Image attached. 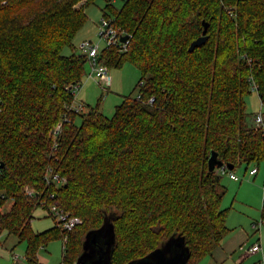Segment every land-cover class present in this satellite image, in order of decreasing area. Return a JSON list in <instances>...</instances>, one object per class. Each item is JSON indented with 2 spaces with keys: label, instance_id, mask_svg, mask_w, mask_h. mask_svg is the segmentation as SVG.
I'll use <instances>...</instances> for the list:
<instances>
[{
  "label": "trees",
  "instance_id": "obj_1",
  "mask_svg": "<svg viewBox=\"0 0 264 264\" xmlns=\"http://www.w3.org/2000/svg\"><path fill=\"white\" fill-rule=\"evenodd\" d=\"M95 1L0 0V249L3 233L15 235L27 243L28 264H43L41 248L67 238L62 264H76L108 217L112 264L147 257L174 237L195 264L231 231L212 151L233 169L264 162V123H248L245 100L254 80L264 104V0H125L119 10L106 0L129 38L100 60L134 64L140 97L125 96L112 117L95 108L77 123L81 113L69 107L87 57L73 40ZM204 22L207 41L190 52ZM49 171L66 182L49 183ZM43 202L82 223L36 232Z\"/></svg>",
  "mask_w": 264,
  "mask_h": 264
},
{
  "label": "rangeland",
  "instance_id": "obj_2",
  "mask_svg": "<svg viewBox=\"0 0 264 264\" xmlns=\"http://www.w3.org/2000/svg\"><path fill=\"white\" fill-rule=\"evenodd\" d=\"M114 9H121L125 0H112ZM83 3L80 2L77 6ZM106 0H96L94 3L86 7L88 21L76 34L73 45L78 54H82L80 45L84 41H92L94 44L100 45V53L107 48V41L100 37L99 26L103 19ZM113 18V13L107 11ZM113 15V16H112ZM116 27L117 25L113 23ZM73 49L67 46L63 49L64 55L72 54ZM102 62V61H101ZM103 63V62H102ZM87 74L85 75L80 88L75 95V104H84L81 116L77 117V123H80L82 117L92 109L98 108L101 113L107 117H112L115 113L116 106L122 103L125 96L132 95L137 97L140 92L139 82L141 73L139 69L132 63H126L120 68H109L108 78L104 81L97 80L90 76V65L87 61ZM246 111L248 113L247 121L249 124L255 123L254 116L260 112L262 107L261 100L257 91L250 89V93L245 97ZM258 165H251L246 171L242 165L237 169H233L234 173L239 177L238 181L233 180L229 173L221 174L223 176L222 183L227 188V193L223 199L222 207L230 209L227 217V226L232 229L230 234L223 240L222 246L226 249L235 251L232 256L219 259L211 255L205 256L195 264H257L258 255L243 258L245 249L249 248L256 242L261 235L264 247V222L261 227L253 224H259L263 220V197H264V162L259 166V173L251 175L249 170ZM13 200L8 199L2 208V212L10 211ZM55 220L47 209L43 206L37 207L33 212L32 227L36 232L46 231L55 227ZM262 229V230H261ZM261 230V233H260ZM244 232L245 235L244 236ZM245 237V238H244ZM3 247L0 249V264H28L25 253L27 243L20 241L15 235L3 233L1 235ZM245 248L240 250V246ZM64 253V240L58 238L52 240L47 246L41 248L39 252L40 260L46 264H62ZM95 253L92 244L87 243L82 254L83 259H91ZM229 253V252H227ZM16 256L19 259H16Z\"/></svg>",
  "mask_w": 264,
  "mask_h": 264
},
{
  "label": "built area",
  "instance_id": "obj_3",
  "mask_svg": "<svg viewBox=\"0 0 264 264\" xmlns=\"http://www.w3.org/2000/svg\"><path fill=\"white\" fill-rule=\"evenodd\" d=\"M114 20L112 18H109L107 16H103V19L100 23L99 26V35L101 38L105 39L107 41L108 46H117L119 44L126 43V41H122V36L125 35V33L118 27H116L114 24ZM129 38V37H128ZM100 45L94 44L92 41H84L80 45V50L82 51V54L86 55L87 61L89 62L91 71H90V76L100 80L104 81L106 78H108V73H109V68L107 65L101 62L100 60ZM80 88V85L74 88V93L76 94L77 90ZM251 89L255 90L258 92V86L252 80L251 83ZM140 97V95L138 96ZM261 109L260 112L256 114L255 116V123L257 125H262L264 123V104L261 102ZM84 104H79L76 105L75 102L74 104H71L69 107L71 111H74L78 114H80L83 110ZM60 127V126H59ZM57 127V129H59ZM258 166L253 167L251 170H249V173L251 175H255L258 173ZM220 173L221 174H228L230 177L234 180H239V177L234 173V171L230 170L227 166H222L220 167ZM47 179L49 183H55L57 186L62 185L66 182V177L60 176L57 173H52L51 171L48 172L47 174ZM29 193H32L29 191ZM54 197V195H52ZM45 205V202L42 203V206ZM263 214H264V201H263ZM48 212L54 217V220L56 223L62 228L63 230H73L76 226L82 223V219L79 216L72 215L69 212H66L59 208L57 204H51L49 206ZM264 222V216L263 220L259 224H255V227L259 226L261 227L262 223ZM67 241V238H64V242ZM261 250V246L259 243L254 244L251 248L250 251L252 252H258ZM16 259L18 260L19 257L16 256ZM77 264V263H76Z\"/></svg>",
  "mask_w": 264,
  "mask_h": 264
},
{
  "label": "water",
  "instance_id": "obj_4",
  "mask_svg": "<svg viewBox=\"0 0 264 264\" xmlns=\"http://www.w3.org/2000/svg\"><path fill=\"white\" fill-rule=\"evenodd\" d=\"M209 23L204 22L203 34L194 40L189 51L192 52L195 48L201 46L207 41V31ZM128 35L122 36V41L128 39ZM224 163L218 158L217 152L212 151L209 158V167L211 170L220 168ZM228 168L232 170L233 165H228ZM87 243L92 244L95 249V253L91 259H83L82 254L84 252ZM115 243L114 227L110 219L106 218V224L103 229L92 231L87 235L84 243L83 251L77 262V264H112L111 253ZM190 257L189 249L186 247L184 240L179 237H174L167 241L161 247L155 249L149 256L131 261L127 264H188Z\"/></svg>",
  "mask_w": 264,
  "mask_h": 264
},
{
  "label": "crops",
  "instance_id": "obj_5",
  "mask_svg": "<svg viewBox=\"0 0 264 264\" xmlns=\"http://www.w3.org/2000/svg\"><path fill=\"white\" fill-rule=\"evenodd\" d=\"M259 168V167H258ZM258 173H259V170H258ZM257 173V174H258ZM257 174H255V175H257ZM234 180V179H233ZM235 181H238V180H235ZM263 201H264V197H263V199H262ZM263 204V203H262ZM227 223V222H226ZM253 224L255 225V221H253ZM231 231H232V229H230ZM262 230V229H261ZM261 230H260V233H261ZM230 231V232H231ZM230 234V233H229ZM228 234V235H229ZM227 235V236H228ZM226 236V237H227ZM244 236H246L245 235V232H244ZM245 238V237H244ZM225 239V238H224ZM223 239V240H224ZM222 243H223V241H222ZM222 243H221V245H219L213 252H212V254H211V256L213 257V258H215V256L216 257H218L220 260L221 259H223V261L225 260V258L226 257H228V256H232L233 255V253L235 252V251H233V252H231L232 250L231 249H229V250H227L226 249V246H222ZM256 243H259L260 244V246H261V250L260 251H258V252H252V251H250V248L254 245V244H256ZM245 248V246H243V245H241L240 246V250H243ZM227 252H229V253H227ZM253 255H258L259 256V258L260 259H258V261H257V264H264V247H263V244H262V237H261V235L259 236V238H258V240L256 241V242H254L249 248H247V249H245V254H243V258H246V257H249V256H253ZM40 259V258H39ZM43 264H46V262H44V261H42V260H40ZM217 264H219V263H217Z\"/></svg>",
  "mask_w": 264,
  "mask_h": 264
}]
</instances>
